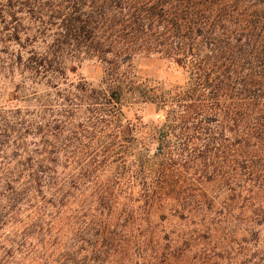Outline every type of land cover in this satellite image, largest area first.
<instances>
[{
    "label": "trees",
    "instance_id": "1",
    "mask_svg": "<svg viewBox=\"0 0 264 264\" xmlns=\"http://www.w3.org/2000/svg\"><path fill=\"white\" fill-rule=\"evenodd\" d=\"M2 80L0 264H264V0H0Z\"/></svg>",
    "mask_w": 264,
    "mask_h": 264
},
{
    "label": "rangeland",
    "instance_id": "2",
    "mask_svg": "<svg viewBox=\"0 0 264 264\" xmlns=\"http://www.w3.org/2000/svg\"><path fill=\"white\" fill-rule=\"evenodd\" d=\"M132 66L135 74L140 78L142 82H148L151 84L164 83L168 85L180 84L183 81V77L172 70L169 63L160 56H139L132 62ZM102 77V67L99 63L86 60L75 66V74H71L70 78L76 80L78 78L84 79L92 85H97ZM16 82H8L2 80L0 82V106L6 104L7 108H11L12 101H9L13 86ZM14 104V103H13ZM154 107L147 105L142 113V124L151 126L156 124V116L154 114ZM124 121L135 122L134 112L125 108L123 110ZM150 129H141L139 133L135 135L144 136ZM148 137H151V134ZM154 135V134H153Z\"/></svg>",
    "mask_w": 264,
    "mask_h": 264
}]
</instances>
